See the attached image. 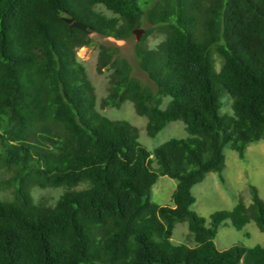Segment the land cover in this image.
Wrapping results in <instances>:
<instances>
[{
    "label": "trees",
    "instance_id": "trees-1",
    "mask_svg": "<svg viewBox=\"0 0 264 264\" xmlns=\"http://www.w3.org/2000/svg\"><path fill=\"white\" fill-rule=\"evenodd\" d=\"M150 1L149 19L165 37L137 58L155 88L104 45L98 66L114 67L103 104L133 101L149 136L185 123L188 137L152 151L130 123L97 110L76 55L91 39L65 20L121 39ZM207 1L0 0V166L15 169L5 184L19 179L14 198L0 199V264H264V245L214 243L226 219L236 229L254 221L264 232V198L254 185L250 204L216 210L208 222L190 209L192 187L224 168L226 145L243 157L247 143L264 141V0ZM99 3L117 16L95 10ZM222 90L231 112L221 111ZM159 175L177 180L172 205L151 200ZM30 185L65 190L44 205L33 202ZM183 221L193 246L171 240Z\"/></svg>",
    "mask_w": 264,
    "mask_h": 264
},
{
    "label": "rangeland",
    "instance_id": "rangeland-1",
    "mask_svg": "<svg viewBox=\"0 0 264 264\" xmlns=\"http://www.w3.org/2000/svg\"><path fill=\"white\" fill-rule=\"evenodd\" d=\"M202 5L207 0H199ZM154 4L150 1L145 5L144 14L140 19V25L134 27L130 34L121 39L112 36L102 35L96 31L89 34L90 44L79 47L76 51L78 60L84 65L88 79L94 87L96 97V108L103 115L130 123L138 130V141L149 150L165 142L170 138H186L189 133L182 120H174L151 137L146 132L147 117L137 113L134 103L131 100H124L118 106L104 105L103 100L109 94L110 80L114 67L106 65L99 67L100 45L108 47L112 51V59L118 62L124 59L131 69V75L141 82L155 88L153 81L149 78L139 65L137 58L138 49H151L156 47L165 37V29L161 25L151 22L148 16V8ZM95 10L106 17L117 16L103 4H96ZM135 29L139 30V38H136ZM216 70L221 65V60L215 52L212 54ZM169 97H164L161 108H165ZM221 111L231 112L232 97L228 92L222 90ZM1 121V119H0ZM225 166L222 171L209 172L205 178L192 187L195 201L190 209L209 221V216L216 210L232 209L238 201L250 204V186L257 188L260 197L264 198V141L255 140L246 144L244 155L241 157L230 145L223 149ZM157 167L156 162L152 164ZM15 175L14 168L0 166V199L12 200L15 194V184L5 182ZM222 177V179L220 178ZM177 180L166 175H159L152 185L151 200L159 205H172V192ZM80 184L76 189L86 187ZM64 187H41L30 185L27 192L35 203L54 205L58 197L64 192ZM171 240L173 243H185L189 246L195 245L193 235L188 229L186 221L175 224ZM215 246L220 249H227L235 244L244 246L264 245V232H262L254 221L248 222L242 229H236L229 219L224 220L218 226L214 237ZM84 264V263H81Z\"/></svg>",
    "mask_w": 264,
    "mask_h": 264
},
{
    "label": "water",
    "instance_id": "water-1",
    "mask_svg": "<svg viewBox=\"0 0 264 264\" xmlns=\"http://www.w3.org/2000/svg\"><path fill=\"white\" fill-rule=\"evenodd\" d=\"M65 20L69 23V25L76 27L88 35L93 31V27L90 24L84 23L80 20L74 18H65ZM134 32L136 34V38H139V30L135 29Z\"/></svg>",
    "mask_w": 264,
    "mask_h": 264
}]
</instances>
